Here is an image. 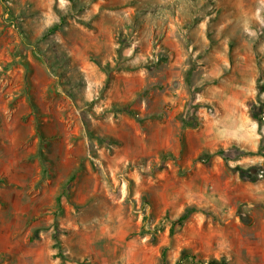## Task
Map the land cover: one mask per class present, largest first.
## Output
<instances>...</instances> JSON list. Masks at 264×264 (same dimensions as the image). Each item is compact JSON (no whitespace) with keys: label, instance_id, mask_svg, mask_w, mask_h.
Wrapping results in <instances>:
<instances>
[{"label":"rangeland","instance_id":"374dc122","mask_svg":"<svg viewBox=\"0 0 264 264\" xmlns=\"http://www.w3.org/2000/svg\"><path fill=\"white\" fill-rule=\"evenodd\" d=\"M184 256L264 264V0H0V264Z\"/></svg>","mask_w":264,"mask_h":264},{"label":"trees","instance_id":"16d2710c","mask_svg":"<svg viewBox=\"0 0 264 264\" xmlns=\"http://www.w3.org/2000/svg\"><path fill=\"white\" fill-rule=\"evenodd\" d=\"M182 219H183V218H182ZM188 258H189L188 256L181 257V258H179V259L176 261L175 264H183ZM163 264H165L164 261H163Z\"/></svg>","mask_w":264,"mask_h":264}]
</instances>
